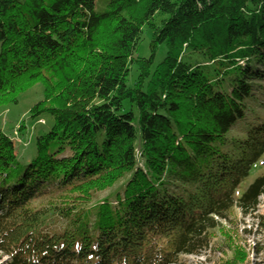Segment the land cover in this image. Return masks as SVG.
I'll list each match as a JSON object with an SVG mask.
<instances>
[{
    "label": "trees",
    "instance_id": "16d2710c",
    "mask_svg": "<svg viewBox=\"0 0 264 264\" xmlns=\"http://www.w3.org/2000/svg\"><path fill=\"white\" fill-rule=\"evenodd\" d=\"M0 46V105L54 119L28 162L0 129L6 264H248L214 238L264 197V0H0Z\"/></svg>",
    "mask_w": 264,
    "mask_h": 264
},
{
    "label": "rangeland",
    "instance_id": "374dc122",
    "mask_svg": "<svg viewBox=\"0 0 264 264\" xmlns=\"http://www.w3.org/2000/svg\"><path fill=\"white\" fill-rule=\"evenodd\" d=\"M149 44L150 34L145 29L138 48V56L148 57L150 55ZM166 52V47L161 46L156 55L155 66L163 61ZM136 76L137 68L132 65L131 75L128 79L129 87L133 86ZM43 90V85L39 83L29 91L19 95L17 103L0 105V129L15 142L18 159L22 162H28L36 156V138L49 133L54 125L53 117L48 114L37 119L31 118L30 115L32 107L43 100ZM21 126H25V129L18 133ZM255 169L252 170L246 182V188L259 175L264 174V159L257 164ZM246 188L243 187V189ZM227 227L233 241H225L226 243L222 244V241L224 243V235L222 236L221 233H217L214 238L221 249L227 252L225 258L228 257V252L231 253L230 247L235 244L237 248L242 246L248 253V264H264V197L260 199L259 207L254 213L244 215L238 209L234 214V221L229 222ZM220 256V252H212L211 249L199 256H186L181 264H213V262L218 261ZM6 259L4 255L0 254V264H6Z\"/></svg>",
    "mask_w": 264,
    "mask_h": 264
}]
</instances>
